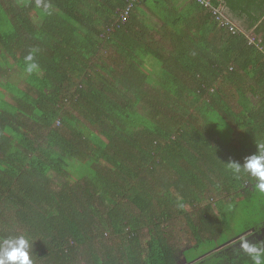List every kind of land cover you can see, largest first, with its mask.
<instances>
[{"label": "trees", "instance_id": "1", "mask_svg": "<svg viewBox=\"0 0 264 264\" xmlns=\"http://www.w3.org/2000/svg\"><path fill=\"white\" fill-rule=\"evenodd\" d=\"M153 1L160 27L143 0L124 23L127 0H0V240L32 264H252L264 244V192L228 169L264 143V0L214 1L235 33Z\"/></svg>", "mask_w": 264, "mask_h": 264}, {"label": "clouds", "instance_id": "2", "mask_svg": "<svg viewBox=\"0 0 264 264\" xmlns=\"http://www.w3.org/2000/svg\"><path fill=\"white\" fill-rule=\"evenodd\" d=\"M37 6H42L45 11L49 9L48 4L41 5V0H37ZM27 59L31 61L32 56L29 55ZM36 67V64H30L27 71L31 72ZM228 169L235 177L247 174L255 179L258 191L264 192V143L259 144L257 151L247 156L243 164L230 161ZM30 247V241L24 235L0 240V264H32V260L29 257ZM244 251L251 258L252 264H262L264 244H250L244 248Z\"/></svg>", "mask_w": 264, "mask_h": 264}, {"label": "built area", "instance_id": "3", "mask_svg": "<svg viewBox=\"0 0 264 264\" xmlns=\"http://www.w3.org/2000/svg\"><path fill=\"white\" fill-rule=\"evenodd\" d=\"M127 1L128 2L125 8H123L120 12L117 22L119 21L120 23H124L128 20L129 14L133 6L138 0H127ZM196 1L198 4L205 7L212 14V16L214 17V20L216 21L219 27H224L225 29H227L228 31L232 33H235L237 31V28L235 27V25L226 16L224 9H223V5L221 3L215 4L214 3L215 0H196ZM249 40L250 42H254L257 47L261 48L260 40L255 39V36L253 35L249 36Z\"/></svg>", "mask_w": 264, "mask_h": 264}, {"label": "rangeland", "instance_id": "4", "mask_svg": "<svg viewBox=\"0 0 264 264\" xmlns=\"http://www.w3.org/2000/svg\"><path fill=\"white\" fill-rule=\"evenodd\" d=\"M10 1V0H8ZM33 17H34V21L35 23L38 25L39 22H40V19L37 17L36 14H33ZM145 20V22L147 24H150L149 23V19L146 17V15L144 16L143 18ZM156 25V24H155ZM147 67L150 68V66L147 64ZM151 67H154L151 66ZM16 79L15 77L13 78V80ZM19 81V82H18ZM16 82L20 83V80L17 79ZM150 84H152V81L149 80L148 81ZM0 90H2V92H5L3 89L0 88ZM5 96L7 97L8 94L5 93ZM242 197V192L241 191H237V192H234V193H231L230 195L227 196L228 199H239ZM214 205V208H217V203L215 200H213L212 202ZM172 234L174 235V238H172V241L175 242L176 246H177V249H178V258L182 259V250L186 247V246H189L190 245V241L187 240V237L183 231V223H179V222H176V227L173 228L172 226L170 227L169 229ZM177 241H176V240Z\"/></svg>", "mask_w": 264, "mask_h": 264}, {"label": "crops", "instance_id": "5", "mask_svg": "<svg viewBox=\"0 0 264 264\" xmlns=\"http://www.w3.org/2000/svg\"><path fill=\"white\" fill-rule=\"evenodd\" d=\"M154 1L153 0H143V3H142V5L141 6H139V10H141V13H142V15L143 16H145L146 15V17L149 19V23H150V25H154V26H161V21L157 18V16L155 15V14H153L149 9H148V7H147V3L148 4H151V3H153ZM185 2H186V0L185 1H183V0H176V4H178V6L180 7V8H182V5H184L185 4ZM154 9H156V7H154ZM155 13H158V9H157V11H154ZM227 16V15H226ZM228 17V16H227ZM229 18V17H228ZM230 19V18H229ZM232 23L234 24V25H236L237 26V28H239V30H242V25H241V23L238 21V20H233L232 21ZM156 24V25H155ZM251 35H253V33H250L248 36H251ZM263 238V237H262Z\"/></svg>", "mask_w": 264, "mask_h": 264}, {"label": "water", "instance_id": "6", "mask_svg": "<svg viewBox=\"0 0 264 264\" xmlns=\"http://www.w3.org/2000/svg\"><path fill=\"white\" fill-rule=\"evenodd\" d=\"M241 235H239L238 237H240ZM238 237H236V238H234V239H232V240H235V239H237ZM232 240H230V241H232Z\"/></svg>", "mask_w": 264, "mask_h": 264}]
</instances>
